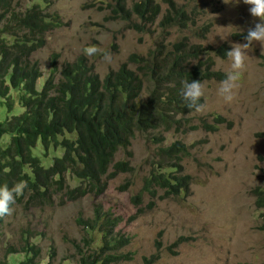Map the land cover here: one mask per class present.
<instances>
[{"label": "rangeland", "instance_id": "374dc122", "mask_svg": "<svg viewBox=\"0 0 264 264\" xmlns=\"http://www.w3.org/2000/svg\"><path fill=\"white\" fill-rule=\"evenodd\" d=\"M139 1L128 0L127 5L131 8ZM157 2L163 11L167 9L164 0ZM29 3L34 4V0ZM111 4V0H47L46 11L57 14L62 27L50 32L45 47L33 55L43 73L39 90L49 76L54 56H58L61 71L65 64L83 55L104 79L131 54L146 56L154 48L161 33L157 24L150 33L130 30L126 22L111 19ZM249 8L243 0L193 2L189 10L198 15L196 26L171 29L167 43L171 46L188 37L192 44L203 47L201 59L212 58L213 69L225 76L231 61L221 59L215 51L222 45L231 49L234 43L246 42L248 29L259 22ZM206 24L211 25L209 33L204 38L197 37L196 31ZM89 45L97 46L100 52L91 57L85 55L83 50ZM105 53L110 54V62L104 59ZM263 56L261 44L254 42L232 102L226 103L218 94L221 81H204V111L187 115L188 128L137 131L131 146L121 149L114 160H129L133 171L109 180L103 194L90 192L70 200L58 193L51 204H32L28 198L16 200L11 206L12 214L5 216L2 226L0 256L8 244L19 245L26 230L41 246L42 260L51 264H78L74 244L85 246L83 238L92 234L78 223V218L92 217L94 207L99 204L121 218L116 231L129 239L118 252L131 258L114 264H143V259L152 254H155L153 264H264V224L260 217L263 211L257 210L252 194L255 188L264 187ZM20 110L16 108L14 113ZM8 115L0 98V121ZM215 117L225 120L217 131L197 128L203 122L213 124ZM154 135H163L164 141L155 143ZM9 139V134L2 137L4 143ZM176 140L189 146L190 154L183 160L184 172L191 176L188 192L176 198L144 193L137 204L134 197L141 191L151 160L160 146ZM69 181L71 186L81 183L71 176ZM97 234L92 236L98 241ZM180 237L184 240L177 242Z\"/></svg>", "mask_w": 264, "mask_h": 264}, {"label": "trees", "instance_id": "16d2710c", "mask_svg": "<svg viewBox=\"0 0 264 264\" xmlns=\"http://www.w3.org/2000/svg\"><path fill=\"white\" fill-rule=\"evenodd\" d=\"M25 1L28 3L23 4ZM127 1L111 0V19L126 22L128 29L138 33H150L157 24L161 33L154 48L146 56L131 54L104 79L83 55L61 71L58 56H54L49 76L39 90L43 73L33 55L45 47L48 34L62 27V21L46 11L47 0H34L31 5L29 0H0V98L10 113L0 121V186L26 182L28 187L16 200L51 204L58 193L70 200L90 192L103 194L109 180L133 171L129 160H114L121 149L131 146L137 131L189 127L187 115L195 110L183 100L185 81L225 78L213 69L212 58L201 59L203 47L192 44L188 37L171 46L167 43L171 29L196 26L198 15L189 6L199 0H164L165 11L157 0H140L131 8ZM210 29L206 24L196 36L204 38ZM229 50L222 45L215 53L226 60ZM261 59L264 66V56ZM203 102L202 97L199 103ZM16 108L21 110L14 113ZM224 122V118L215 117L213 124L191 127L215 132ZM6 134L10 139L4 143ZM152 140L162 143L164 136L154 135ZM189 154V146L182 140L160 146L134 201L141 203L144 193L161 198L187 193L191 176L185 174L183 160ZM68 174L81 183L71 186ZM252 194L257 210L263 211L260 217L264 224V187L255 188ZM93 212L88 219L78 218V223L92 232L83 238L85 246L74 244L78 264H114L130 259L129 254L118 252L129 242L116 231L121 218L99 204ZM4 220L5 216L0 217V239ZM95 232L98 241L92 236ZM182 240L180 237L177 242ZM159 247L157 241L156 249ZM41 252V246L24 230L19 245L5 247L0 264H51L41 259ZM154 259L155 254L145 257L143 264H153Z\"/></svg>", "mask_w": 264, "mask_h": 264}, {"label": "clouds", "instance_id": "9594fccd", "mask_svg": "<svg viewBox=\"0 0 264 264\" xmlns=\"http://www.w3.org/2000/svg\"><path fill=\"white\" fill-rule=\"evenodd\" d=\"M225 3H230L231 0H224ZM239 0H237V3ZM243 3L249 5L250 14L258 18L259 22L255 26L249 28L245 36V43H234L227 57L230 59V69L226 71L225 78L220 82L218 94L226 103L233 101L236 95V90L239 87V80L243 71L246 68V59L248 51L252 48L254 42H259L264 52V0H243ZM84 54L91 57L100 52V49L95 45H89L84 48ZM104 59L111 61L109 53L104 54ZM205 95V85L200 80L185 81L183 84L182 97L189 109H194L196 112L203 113L205 105L199 103ZM28 185L24 181L14 183L11 187L7 184L0 186V217L11 215L13 208L11 205L16 203V199L23 195L24 189Z\"/></svg>", "mask_w": 264, "mask_h": 264}]
</instances>
